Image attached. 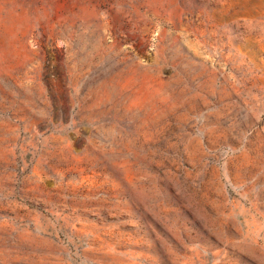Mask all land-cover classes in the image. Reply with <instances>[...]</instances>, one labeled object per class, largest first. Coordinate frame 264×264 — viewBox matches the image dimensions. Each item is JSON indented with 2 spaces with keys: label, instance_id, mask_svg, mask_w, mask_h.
I'll list each match as a JSON object with an SVG mask.
<instances>
[{
  "label": "rangeland",
  "instance_id": "obj_1",
  "mask_svg": "<svg viewBox=\"0 0 264 264\" xmlns=\"http://www.w3.org/2000/svg\"><path fill=\"white\" fill-rule=\"evenodd\" d=\"M0 264H264V0H0Z\"/></svg>",
  "mask_w": 264,
  "mask_h": 264
}]
</instances>
